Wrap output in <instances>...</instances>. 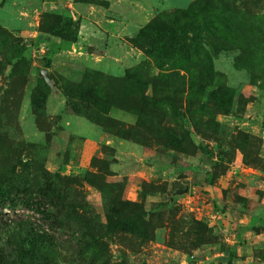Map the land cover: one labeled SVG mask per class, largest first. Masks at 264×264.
<instances>
[{
  "label": "rangeland",
  "instance_id": "rangeland-1",
  "mask_svg": "<svg viewBox=\"0 0 264 264\" xmlns=\"http://www.w3.org/2000/svg\"><path fill=\"white\" fill-rule=\"evenodd\" d=\"M56 16L78 38L53 54ZM155 19L179 39L149 57ZM195 31L224 40L200 72ZM0 264H264V0H0Z\"/></svg>",
  "mask_w": 264,
  "mask_h": 264
},
{
  "label": "trees",
  "instance_id": "trees-1",
  "mask_svg": "<svg viewBox=\"0 0 264 264\" xmlns=\"http://www.w3.org/2000/svg\"><path fill=\"white\" fill-rule=\"evenodd\" d=\"M206 19H210V17H206ZM161 21L159 19H155L151 21L148 25L144 26L141 31L138 33V35L134 38H130L129 42L132 43L134 46L138 48L144 49L145 54H147L149 57H154L156 50L151 48L150 45L158 46L159 49H163L162 42L165 38L175 37L179 39L178 36V30L177 25L178 21L175 19L172 25H167L165 27L162 26ZM220 25L216 24V27ZM47 29L49 32H51L53 35L58 36L61 38V42L54 43L52 45V53L56 54L61 51H69L71 50L72 45L77 41L78 38V27L77 22L73 19L71 16H56V20L52 24L47 25ZM218 31V28H217ZM195 35L191 37L192 45H193V54L195 58V63L198 65V69L200 72L201 68H210L211 67V57L210 54L212 52V49H219L223 44L224 40H222L221 36L217 33H214V41L212 42L211 49L210 44H206L203 39H207L209 42L211 40L208 37H203L200 34H198L196 31L194 32ZM187 39V37H186ZM223 43V44H222ZM224 46V45H223ZM222 46V47H223ZM153 50V51H152ZM166 51V48H165ZM44 64L48 66L50 64V58L46 57L44 58ZM199 64L203 65L200 66ZM160 78L159 74H153V72L150 71L149 65H145V67H137L131 71H128L126 75L124 76L123 80H114L112 81L113 85H119L121 84V81H130L135 80L138 83H144L148 86L147 83L154 85L156 81ZM55 83V82H54ZM116 87V86H115ZM229 93V92H227ZM146 101H149V95H145L142 98ZM110 101V100H109ZM133 109H136L139 120L142 117L150 118V120H155L153 117V110L148 108L147 106H134ZM34 113L36 116H40L45 111V101L42 100L39 102V104L35 105L33 108ZM151 110V111H150ZM110 109H104L102 110V113L106 116L105 119H98L100 121V124L103 125L104 128L106 126H112L115 127L117 130V133H115L116 136L126 139L127 136L131 135H140L142 132L139 131L138 127H128L124 130V132H121V125L119 122H116L115 120H111L108 116ZM155 115V114H154ZM119 133V134H118ZM94 162V161H93ZM62 187H58L57 185H52V187H49V190L51 192L47 193L50 194V198L53 196L57 198L60 195L59 191ZM64 202H68L67 196H64L62 198ZM52 200H50V203Z\"/></svg>",
  "mask_w": 264,
  "mask_h": 264
},
{
  "label": "water",
  "instance_id": "water-1",
  "mask_svg": "<svg viewBox=\"0 0 264 264\" xmlns=\"http://www.w3.org/2000/svg\"><path fill=\"white\" fill-rule=\"evenodd\" d=\"M39 75L42 76L46 80V82L50 85V87L52 88V90L54 92H57L56 85H55L54 81L52 80L50 72L47 68H42L39 71ZM186 191H187V188L186 189H177L174 194L177 195V194L184 193Z\"/></svg>",
  "mask_w": 264,
  "mask_h": 264
},
{
  "label": "crops",
  "instance_id": "crops-1",
  "mask_svg": "<svg viewBox=\"0 0 264 264\" xmlns=\"http://www.w3.org/2000/svg\"><path fill=\"white\" fill-rule=\"evenodd\" d=\"M109 141V140H108Z\"/></svg>",
  "mask_w": 264,
  "mask_h": 264
}]
</instances>
